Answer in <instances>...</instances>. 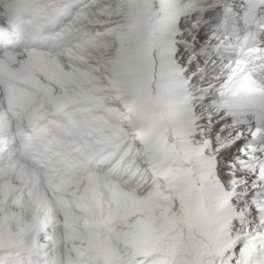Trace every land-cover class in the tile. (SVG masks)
Segmentation results:
<instances>
[{
  "label": "snow or ice",
  "instance_id": "obj_1",
  "mask_svg": "<svg viewBox=\"0 0 264 264\" xmlns=\"http://www.w3.org/2000/svg\"><path fill=\"white\" fill-rule=\"evenodd\" d=\"M0 264H264V0H0Z\"/></svg>",
  "mask_w": 264,
  "mask_h": 264
}]
</instances>
